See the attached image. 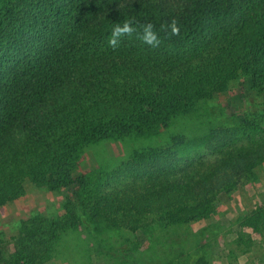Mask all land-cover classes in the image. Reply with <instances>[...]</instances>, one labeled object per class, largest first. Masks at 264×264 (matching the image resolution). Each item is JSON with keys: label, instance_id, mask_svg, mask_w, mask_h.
<instances>
[{"label": "trees", "instance_id": "1", "mask_svg": "<svg viewBox=\"0 0 264 264\" xmlns=\"http://www.w3.org/2000/svg\"><path fill=\"white\" fill-rule=\"evenodd\" d=\"M129 19L137 31L111 47ZM149 22L156 48L140 39ZM243 82L264 97V0H0V208L23 199L26 182L64 196L60 215L18 220L0 264H48L73 236L86 247L94 236L170 235L215 217L221 196L264 168L262 121L240 108L239 123L203 140L208 160L181 166L190 146L173 136L112 169L77 172L96 143L160 136L219 94L234 106ZM260 225L264 198L239 221L241 232ZM239 235L243 245L251 234ZM207 241L177 264H209Z\"/></svg>", "mask_w": 264, "mask_h": 264}, {"label": "rangeland", "instance_id": "2", "mask_svg": "<svg viewBox=\"0 0 264 264\" xmlns=\"http://www.w3.org/2000/svg\"><path fill=\"white\" fill-rule=\"evenodd\" d=\"M242 79L246 82V78L242 77L240 81ZM245 82L240 88L237 87L242 96L234 106L228 105L227 94H219L209 101L202 102L191 115L177 118L160 136L94 144L82 157L77 173L91 172L95 168L99 169L101 165L104 169H112L133 150L163 145L173 136H183L190 146L183 154L185 158L181 166L186 167L200 158L210 159L213 154L206 149L203 140L213 128L230 127L234 123H239L237 108L242 109L247 116H252L251 119L261 120V125L264 127V116L257 118L261 114L264 115V97L254 94ZM256 176V182L240 187L231 199L221 196L222 209L215 217L204 223L163 236H158L156 233L147 236L140 232L133 235L123 233L122 236L104 235L97 239L94 236L91 242L86 244L87 249L90 250L88 252L80 239L73 236L58 245L59 256H54L48 264H105V261L111 264H177L182 262L190 251L200 252L199 246L203 242L207 243V240L211 245L204 252L207 251L209 254V264H264V225H260L259 231L254 233L250 229L241 232L239 226L240 219L263 203L264 168H258ZM25 189L26 196L23 199L0 208L2 255L12 252L11 243L17 238L18 220L41 211H45L50 216L62 213L63 195L36 189L29 182L25 183ZM239 234L251 235L243 245H237ZM192 235L196 240L191 245L189 236ZM183 242H185L184 246L189 247H175ZM143 252L151 257H142ZM190 263L191 260L187 262Z\"/></svg>", "mask_w": 264, "mask_h": 264}, {"label": "clouds", "instance_id": "3", "mask_svg": "<svg viewBox=\"0 0 264 264\" xmlns=\"http://www.w3.org/2000/svg\"><path fill=\"white\" fill-rule=\"evenodd\" d=\"M169 27L171 29L172 35L179 34L180 29L175 19L171 21ZM136 31L137 29L135 27V22L130 19L125 20L122 26L120 24H116L115 27L112 29L111 37L108 40V43L111 47L116 48L121 37L125 35L130 36ZM140 39L143 43L147 44L152 48L158 47L161 43L158 33L154 31V25L150 22L142 26V34L140 35Z\"/></svg>", "mask_w": 264, "mask_h": 264}]
</instances>
